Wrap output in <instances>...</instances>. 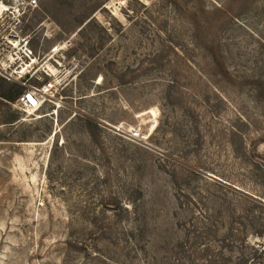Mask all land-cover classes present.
<instances>
[{"label":"rangeland","instance_id":"1","mask_svg":"<svg viewBox=\"0 0 264 264\" xmlns=\"http://www.w3.org/2000/svg\"><path fill=\"white\" fill-rule=\"evenodd\" d=\"M9 32L60 83L0 97V264H264V0H0Z\"/></svg>","mask_w":264,"mask_h":264},{"label":"built area","instance_id":"2","mask_svg":"<svg viewBox=\"0 0 264 264\" xmlns=\"http://www.w3.org/2000/svg\"><path fill=\"white\" fill-rule=\"evenodd\" d=\"M37 1L29 0V3L37 5ZM3 40V48L0 51V77H4L11 82L17 81L27 87V90L17 99L21 108L24 110L29 108L39 109L45 101L55 97L60 78L55 76L51 80L44 81V75H54V71L46 64L41 72H38L35 68L37 56L27 36H19L9 32L3 37ZM37 73L40 75L38 76ZM41 74H43L42 77ZM33 77L42 82L38 85L28 84L27 82ZM129 136L131 139L141 140L143 133L140 128L134 127L129 131Z\"/></svg>","mask_w":264,"mask_h":264},{"label":"trees","instance_id":"3","mask_svg":"<svg viewBox=\"0 0 264 264\" xmlns=\"http://www.w3.org/2000/svg\"><path fill=\"white\" fill-rule=\"evenodd\" d=\"M11 84H8L9 87H5L0 85V97L9 100L14 101L16 98L18 99L20 95L22 94V88L19 87L17 84H12L14 82L8 81ZM92 124H97L94 121H90Z\"/></svg>","mask_w":264,"mask_h":264}]
</instances>
